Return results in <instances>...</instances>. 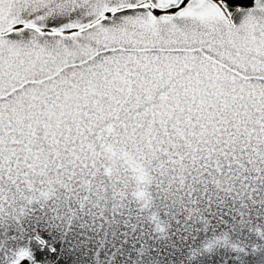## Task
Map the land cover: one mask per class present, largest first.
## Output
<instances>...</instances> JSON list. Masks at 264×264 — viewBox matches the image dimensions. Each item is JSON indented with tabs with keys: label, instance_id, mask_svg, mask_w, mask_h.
Listing matches in <instances>:
<instances>
[{
	"label": "snow or ice",
	"instance_id": "snow-or-ice-1",
	"mask_svg": "<svg viewBox=\"0 0 264 264\" xmlns=\"http://www.w3.org/2000/svg\"><path fill=\"white\" fill-rule=\"evenodd\" d=\"M0 264H264V0H0Z\"/></svg>",
	"mask_w": 264,
	"mask_h": 264
}]
</instances>
